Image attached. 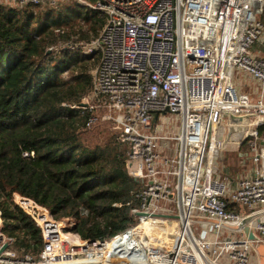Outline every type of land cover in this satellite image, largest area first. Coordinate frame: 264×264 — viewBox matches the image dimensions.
Segmentation results:
<instances>
[{
	"label": "built area",
	"instance_id": "obj_1",
	"mask_svg": "<svg viewBox=\"0 0 264 264\" xmlns=\"http://www.w3.org/2000/svg\"><path fill=\"white\" fill-rule=\"evenodd\" d=\"M0 1L26 6L46 0ZM74 1L107 19L98 38L83 48L86 55L100 50L92 91L72 108L94 113L86 128L97 123L96 111L116 112L105 119L119 130L124 168L140 186L132 222L110 240H82L71 231L72 219L54 220L45 207L13 193L12 203L39 228L42 246L35 257L20 254L0 228V264H264V251L262 262L252 259L264 249V215L251 222L252 239L242 231L226 236L233 230L221 226L264 210L258 18L264 0ZM235 69L256 81L254 95L237 90ZM166 111L181 119L179 134H159L156 116ZM224 116L248 120L234 124L246 128L241 143L248 144L255 166L233 189L216 175Z\"/></svg>",
	"mask_w": 264,
	"mask_h": 264
},
{
	"label": "trees",
	"instance_id": "obj_2",
	"mask_svg": "<svg viewBox=\"0 0 264 264\" xmlns=\"http://www.w3.org/2000/svg\"><path fill=\"white\" fill-rule=\"evenodd\" d=\"M46 2L0 5L1 232L34 257L40 230L12 203L13 193L54 220L72 219L82 240H110L132 222L140 189L120 158L118 133L113 148L87 146L81 134L94 113L72 108L90 95L100 60V50L86 55L79 43L98 38L106 15L74 0Z\"/></svg>",
	"mask_w": 264,
	"mask_h": 264
},
{
	"label": "rangeland",
	"instance_id": "obj_3",
	"mask_svg": "<svg viewBox=\"0 0 264 264\" xmlns=\"http://www.w3.org/2000/svg\"><path fill=\"white\" fill-rule=\"evenodd\" d=\"M50 1L52 2V0H47L46 5H50ZM57 0L54 1V3ZM71 2V1H70ZM47 5V6H48ZM49 6V7H50ZM258 18L259 19H263L264 18V8L262 10H260V12L258 13ZM261 24H262V30H261V34L259 37V41L264 43V23L261 20ZM82 44V47L84 45L83 48L86 47L85 43H79ZM82 48V49H83ZM84 51V49H83ZM233 82L237 88V90L240 93H245V94H249V92L251 90L254 89V87L257 85L256 81L247 76L245 73H243V71H240L239 69H235L234 73H233ZM108 114L111 115H115L116 112L115 111H111L109 110L107 107H104L103 109L97 111V114L95 112L96 116H99L98 119V123H96L94 126H92L89 129H86L83 131V133L81 134V139L82 141L90 147H94L95 145H100V146H105L107 145L109 148H113L112 144L114 143V138L117 136V133L119 134V130L116 128L115 123L112 120L109 119H105V116H108ZM156 125H159L161 127V130L159 132V134H163V135H177L179 134L180 131V126H181V119H176V115L175 114H170L168 112L165 113H160L156 116V121H155ZM264 128L259 129L260 134L262 135ZM226 127H220L219 130L217 131V135L218 136H222L223 139L225 137V141H226ZM225 141H223V143H225ZM169 145L171 144L172 146L175 145L174 142H167ZM115 146V145H114ZM119 146V153H120V158L123 159L124 154H125V149L123 146L118 145ZM240 150L238 149V153ZM236 154L235 152H233L231 158L227 161H224V165H228L231 166V163L233 162L235 165H232L231 171L233 170L234 173H231L232 175H235L236 173H238L241 169V167L238 166V161L236 160ZM249 161V160H248ZM250 162V161H249ZM220 165L221 164V158L220 155L217 154L216 156V160H215V165ZM218 168L217 170H219L218 172L216 171V175L219 178H224V174L220 171V168ZM171 207L174 209V213H175V207L172 204ZM175 216V214L173 215ZM1 228V226H0ZM193 231L194 233L197 235L198 234V230L195 229V227H193Z\"/></svg>",
	"mask_w": 264,
	"mask_h": 264
},
{
	"label": "water",
	"instance_id": "obj_4",
	"mask_svg": "<svg viewBox=\"0 0 264 264\" xmlns=\"http://www.w3.org/2000/svg\"><path fill=\"white\" fill-rule=\"evenodd\" d=\"M222 119L227 126L226 141H225V146L223 149V160L227 161L231 158L233 152H235V153L238 152L242 137L246 133V128L241 127V126H235V124H234V123H244L245 120L236 119L232 116H224V117H222ZM241 164H242V160H239L238 166H241ZM170 197H172V195ZM262 215H264V210L259 212V213L250 214V215L244 217L240 222H238L234 226L226 225L223 223L221 224V226L228 228V229H231L233 231H242L245 235L248 236V238L252 239L253 234L249 229L250 224L254 219H256ZM208 221L212 222V223H216V221H214V220H208ZM4 249H5V246H3L2 250H4ZM263 251H264L263 246H260L258 248V252H259V255H261V258L263 257L262 256Z\"/></svg>",
	"mask_w": 264,
	"mask_h": 264
},
{
	"label": "crops",
	"instance_id": "obj_5",
	"mask_svg": "<svg viewBox=\"0 0 264 264\" xmlns=\"http://www.w3.org/2000/svg\"><path fill=\"white\" fill-rule=\"evenodd\" d=\"M0 5H2L3 8L5 9H9V8H18L19 6L15 3V2H12V1H0ZM264 45V43H262ZM256 86L254 87L253 90H251L249 92L250 95H254L255 92H256ZM246 122H248V120L246 119L244 123H239V124H245ZM235 126H239V125H236ZM241 126V125H240ZM243 127V126H241ZM248 149V144L246 142L244 143H240V146H239V152H237L236 154V160L238 161L239 163V160H242V164L240 169V171L238 173H236L235 175H232L231 173H234V171L232 170L231 171V166L232 165H235L233 162L231 163V166H226L224 165V160H222L221 162V167H220V171L224 174V178L227 179V182L229 183L230 185V188L233 189L235 188V183L236 181L239 179V178H244V177H249L253 174L254 170H255V166L254 164L252 163V160H251V154L247 151ZM250 162H249V161ZM241 232L239 231H233V232H227V230L224 232V235H234V236H239ZM261 255L258 254V257L255 259V257L253 256L252 259L254 261H262V258H260Z\"/></svg>",
	"mask_w": 264,
	"mask_h": 264
}]
</instances>
